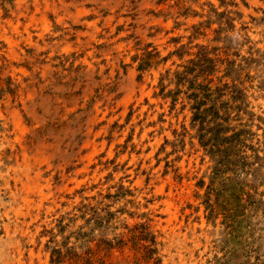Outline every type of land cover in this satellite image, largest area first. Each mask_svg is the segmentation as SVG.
Wrapping results in <instances>:
<instances>
[{
    "label": "rangeland",
    "instance_id": "1",
    "mask_svg": "<svg viewBox=\"0 0 264 264\" xmlns=\"http://www.w3.org/2000/svg\"><path fill=\"white\" fill-rule=\"evenodd\" d=\"M0 264H264V0H0Z\"/></svg>",
    "mask_w": 264,
    "mask_h": 264
},
{
    "label": "bare ground",
    "instance_id": "2",
    "mask_svg": "<svg viewBox=\"0 0 264 264\" xmlns=\"http://www.w3.org/2000/svg\"><path fill=\"white\" fill-rule=\"evenodd\" d=\"M161 188H162V187H161ZM40 189H41V188H40ZM42 189H43V188H42ZM48 191H49V190H48ZM45 194H46V193H45ZM45 194H44V195H45ZM41 195H43L42 192H41ZM44 195H43V196H44ZM50 196H51V195H50ZM44 198H45V197H43V199H44ZM46 198H47V197H46ZM165 204H166V202H165ZM165 209H166V207L164 208V210H165ZM168 210H170V209H168ZM171 210H172V209H171ZM173 214H174V213H173ZM154 215H155V214H154ZM167 217H168V216H167ZM159 219H160V218H159ZM176 219H177V218H176ZM161 220H163V219H161ZM183 220H184V219H183ZM183 220H182V221H183ZM170 222H171V221H170ZM179 222H180V221H179ZM171 223H172V222H171ZM164 224H165V223H164ZM164 224H163V225H164ZM155 225H156V224H155ZM157 225H158V224H157ZM172 225L175 226L174 224H172ZM177 225H178V224H177ZM168 226H169V225H168ZM173 226H172V227H173ZM179 227H180V226H179ZM159 228H160V226H159ZM165 231H166V230H165ZM165 233H166V232H165ZM170 234H171V233H170ZM168 236H169V235H168ZM176 236H177V235H176ZM173 238H174V237H173ZM164 239H165V238H164ZM191 256H192V255H191Z\"/></svg>",
    "mask_w": 264,
    "mask_h": 264
}]
</instances>
